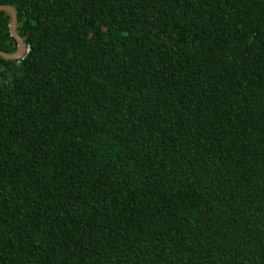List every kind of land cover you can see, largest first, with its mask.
I'll list each match as a JSON object with an SVG mask.
<instances>
[{"label": "trees", "instance_id": "trees-1", "mask_svg": "<svg viewBox=\"0 0 264 264\" xmlns=\"http://www.w3.org/2000/svg\"><path fill=\"white\" fill-rule=\"evenodd\" d=\"M0 4V264H264V0Z\"/></svg>", "mask_w": 264, "mask_h": 264}, {"label": "water", "instance_id": "water-1", "mask_svg": "<svg viewBox=\"0 0 264 264\" xmlns=\"http://www.w3.org/2000/svg\"><path fill=\"white\" fill-rule=\"evenodd\" d=\"M0 10H4L9 14L10 19L7 24L8 32H9V35L16 42L15 50L12 53H7V52L0 50V56L5 59L21 58L22 56H24L26 49H25V45H24L22 38H20L15 32L16 15L14 13V10L12 7L8 5H4V4H0Z\"/></svg>", "mask_w": 264, "mask_h": 264}]
</instances>
